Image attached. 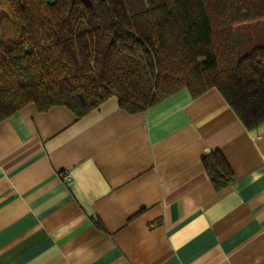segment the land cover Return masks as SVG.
Here are the masks:
<instances>
[{"label":"crops","instance_id":"crops-1","mask_svg":"<svg viewBox=\"0 0 264 264\" xmlns=\"http://www.w3.org/2000/svg\"><path fill=\"white\" fill-rule=\"evenodd\" d=\"M0 264H264V123L215 87L137 113L25 105L0 121Z\"/></svg>","mask_w":264,"mask_h":264},{"label":"trees","instance_id":"trees-1","mask_svg":"<svg viewBox=\"0 0 264 264\" xmlns=\"http://www.w3.org/2000/svg\"><path fill=\"white\" fill-rule=\"evenodd\" d=\"M264 0H0V121L29 103L78 118L116 96L129 113L187 87L217 88L249 129L264 123ZM233 182L219 152L203 159Z\"/></svg>","mask_w":264,"mask_h":264},{"label":"rangeland","instance_id":"rangeland-1","mask_svg":"<svg viewBox=\"0 0 264 264\" xmlns=\"http://www.w3.org/2000/svg\"><path fill=\"white\" fill-rule=\"evenodd\" d=\"M235 30L241 34L249 35L262 33L264 30V20L237 25Z\"/></svg>","mask_w":264,"mask_h":264},{"label":"built area","instance_id":"built-area-1","mask_svg":"<svg viewBox=\"0 0 264 264\" xmlns=\"http://www.w3.org/2000/svg\"><path fill=\"white\" fill-rule=\"evenodd\" d=\"M62 176H63V179H64V180H69V179L71 178L70 174L67 173V172H63V173H62Z\"/></svg>","mask_w":264,"mask_h":264}]
</instances>
